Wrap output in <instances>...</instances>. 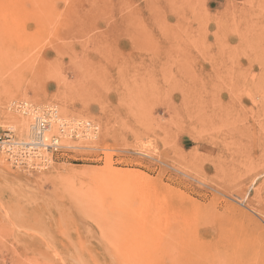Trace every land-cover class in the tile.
Here are the masks:
<instances>
[{
	"label": "rangeland",
	"instance_id": "1",
	"mask_svg": "<svg viewBox=\"0 0 264 264\" xmlns=\"http://www.w3.org/2000/svg\"><path fill=\"white\" fill-rule=\"evenodd\" d=\"M262 49L264 0H0L1 131L21 101L97 126L0 154V264H264Z\"/></svg>",
	"mask_w": 264,
	"mask_h": 264
},
{
	"label": "built area",
	"instance_id": "2",
	"mask_svg": "<svg viewBox=\"0 0 264 264\" xmlns=\"http://www.w3.org/2000/svg\"><path fill=\"white\" fill-rule=\"evenodd\" d=\"M15 108L28 118L30 122L29 136H31L29 141H19L13 136L11 128H7L4 131L0 129V153L4 155L9 164L23 171L36 170L33 166V159L36 160L37 165H40L44 161L42 155H50L51 160L54 162L75 161L77 158L82 157V155H79L80 152L74 156V153L68 152L67 148H63L64 146L55 144V140L57 141L55 135L52 136L53 139L50 143H45L44 136L50 128L49 123H56L61 135H70L73 137L81 135L84 138L97 132L95 123H77L74 121L65 123L63 120L57 118L56 108L52 105L35 106L20 103ZM36 156L37 159L35 158ZM101 158L102 155L97 159L100 160Z\"/></svg>",
	"mask_w": 264,
	"mask_h": 264
},
{
	"label": "bare ground",
	"instance_id": "3",
	"mask_svg": "<svg viewBox=\"0 0 264 264\" xmlns=\"http://www.w3.org/2000/svg\"><path fill=\"white\" fill-rule=\"evenodd\" d=\"M182 3H183V1H182ZM252 3V2H251ZM250 4V3H249ZM248 6V5H247ZM250 7V6H249ZM149 17L151 16V14H149L148 15ZM155 21V20H154ZM145 22H148V24H149V19L148 20H146ZM151 23V22H150ZM254 23V22H253ZM162 25H164V26H169V24H168V22L166 21L165 23H162ZM159 26V25H158ZM213 27H214V29H215V25H213ZM160 28V27H159ZM169 30H170V28H169ZM168 30V31H169ZM217 30V29H216ZM215 35V34H214ZM242 35V34H241ZM247 36V35H246ZM237 37V36H236ZM231 38V37H230ZM243 40H245V39H243ZM138 43V42H137ZM230 43V42H229ZM242 44V43H241ZM240 44V45H241ZM253 44V43H252ZM255 44V43H254ZM247 45V44H246ZM207 46H209V45H206L205 47H207ZM138 47H139V45H138ZM242 47V46H241ZM241 47H239V48H241ZM194 48H196V46H194ZM203 49H204V47H202ZM249 48V47H248ZM232 49V48H231ZM246 50H248V49H246ZM250 50V49H249ZM248 50V51H249ZM263 50V52L261 53V55H264V49H262ZM166 52V51H165ZM215 58H217L216 56H215ZM257 61L256 60H254V63H256ZM259 64V63H258ZM260 70H263L262 68H260ZM111 74V72H108L107 73V75H110ZM75 77H78L77 75H75ZM106 86H103V91H104V93H106L107 95L108 94H110V93H108V88L106 87ZM97 93H98V90H97ZM93 95H95V94H92L91 93V95H89V97H91V96H93ZM263 98V97H262ZM263 100H264V98H263ZM20 103H26V104H30V103H27V102H17V103H13L14 105L12 106L11 105V107H12V109L15 111V112H18V113H20L16 108H15V106L17 105H19ZM32 105V104H31ZM34 105V104H33ZM56 108V107H55ZM7 116V115H6ZM5 116V117H6ZM56 116L59 118V119H61V120H63L65 123H69V122H71V121H74L75 122V120H70V119H67V118H65L64 116L63 117H61L60 116V114H59V112H58V110H57V114H56ZM8 118V117H7ZM6 118V119H7ZM72 119V118H71ZM80 119V118H79ZM11 121L10 122H12L13 123V127H15L18 131H23L24 130V128L27 126L26 124H24L23 123V121L21 120V119H19V118H13L12 117V119H10ZM78 121V120H77ZM76 121V122H77ZM87 122V121H86ZM89 122V121H88ZM78 123V122H77ZM79 123H83V122H79ZM29 126H27L28 127V129H26L25 131H26V133H25V136H24V138L23 139H18L19 141H24V142H26V141H29V139H30V136H29V134H30V123L28 124ZM98 125V124H97ZM49 126H50V128H49V130H48V132L45 134V136H44V139H45V143H50L51 141H52V139H53V135H55L56 136V138H57V141L55 140V144H57L58 146H64L63 148H67V151H70V150H72V146H71V144H69V142L71 141V140H73V142H75L77 139H79V137L78 138H76V139H73V138H68L70 135H61L60 133H59V130H58V126L56 125V123H54V124H51V123H49ZM2 131H4V130H2ZM99 131V130H98ZM12 133H13V136H14V132L12 131ZM94 136L95 135H90L89 137H87V139L86 140H93L94 139ZM71 137H73V136H71ZM75 137H77V136H75ZM74 137V138H75ZM82 137V136H81ZM66 138H68V139H66ZM83 139V138H82ZM69 140V141H68ZM81 142V141H80ZM82 143V142H81ZM80 144V143H79ZM73 145V144H72ZM76 147V146H75ZM82 150H84V149H82ZM1 154V153H0ZM3 155V154H2ZM4 156V155H3ZM42 157H43V159H44V161H42L41 162V164L40 165H37L36 164V160L35 159H33V166H34V168L35 169H40V168H42V167H44V166H46V165H48V164H50L53 160H51V156L50 155H48V156H43L42 155ZM36 159H37V156L35 157ZM50 166V165H49ZM17 168V167H16ZM15 168V169H16ZM109 168V167H108ZM19 169V168H18ZM109 170H111L110 168H109ZM27 171V170H26ZM40 171V170H39ZM91 171V170H90ZM90 171H88V170H83V169H73V168H56V169H54L53 171H52V175L54 176L55 175V177H54V179H53V176L51 177L53 180H57V177H58V180H60L61 178V181L62 180H66V178L69 180V178L71 179H73V177L75 178H77L78 176H81V177H86L87 178V176L90 174L89 172ZM93 172H95V171H93ZM91 174H92V171H91ZM94 174V173H93ZM92 174V175H93ZM73 176V177H72ZM116 176H118V175H116ZM63 177H64V179H63ZM81 177H79V178H81ZM55 180V181H56ZM57 180V181H58Z\"/></svg>",
	"mask_w": 264,
	"mask_h": 264
}]
</instances>
